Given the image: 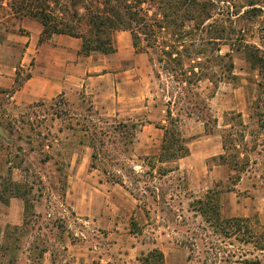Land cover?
Segmentation results:
<instances>
[{
    "label": "rangeland",
    "instance_id": "1",
    "mask_svg": "<svg viewBox=\"0 0 264 264\" xmlns=\"http://www.w3.org/2000/svg\"><path fill=\"white\" fill-rule=\"evenodd\" d=\"M11 1L0 10V40L8 32L24 33L21 20L29 18L7 17ZM207 2L211 18L204 38L210 42L202 62L213 76L199 83L195 95L178 90L163 71L159 78V64L146 53L131 90L141 109L124 110L119 118L100 115L82 96L19 107L10 101L12 88H0V124L9 137L0 135V184L19 182L18 193L29 204L26 224L0 228V264H48L50 252L53 264H144L154 249L164 253V264H229V251L236 249L244 261L234 264H255L245 260L257 258L264 264V253L253 244H229L192 207L210 193L222 218H248L256 230L264 228V128L252 117L260 76L240 52H232V73L225 71L221 58L230 46L217 39L222 27L241 38L240 28L248 26L246 40L263 49L264 13L256 23L232 29L230 4L231 12H243L248 0ZM26 75L21 72V81ZM170 100L190 154L161 165L164 131L157 126L166 123ZM223 137L234 139L228 154L238 151L249 160L235 185L230 176L238 172L220 159ZM163 169L173 171L163 175Z\"/></svg>",
    "mask_w": 264,
    "mask_h": 264
},
{
    "label": "trees",
    "instance_id": "2",
    "mask_svg": "<svg viewBox=\"0 0 264 264\" xmlns=\"http://www.w3.org/2000/svg\"><path fill=\"white\" fill-rule=\"evenodd\" d=\"M4 2L5 0H0V10L5 9ZM230 6L232 7L231 4ZM247 6L248 10L243 12L238 9L231 12V7L229 8L228 15L234 17L229 19L232 29L234 25L235 27L240 26L239 22L254 24L256 23L255 18L264 13V0H248ZM10 9L11 12L6 15L29 17L38 20L43 25L40 42L49 40L55 34L81 38L84 55L95 52L115 53L117 51L116 32L128 31L132 36L136 52L149 54L150 61L156 60L159 64L160 70L157 71V76L161 78L163 71L169 78H173L178 90L182 89L186 93L193 94L200 82L212 79V72H209V68L205 67L202 62L207 53L205 45L210 42L204 38L207 30L206 22L211 18L207 0H12ZM245 27L240 28V31L244 33L241 38L234 31L227 33L222 27V38L217 37V39L227 41L230 46V52L221 58L226 64L225 71L232 73L234 69L232 52L242 53L251 67L258 70L260 76L257 83L258 97L252 104L254 108L252 117H259L258 124L264 128V110H262L264 107V25L261 30L263 36L260 37L263 49L246 40L245 32L248 26ZM195 46L196 48L192 49ZM216 57L222 56L217 54ZM20 78L21 72L18 70L15 85L9 92L10 95L22 85L23 80L21 81ZM27 78L29 74L24 79ZM174 103L177 102L174 101ZM168 104L164 119L166 123L157 126L164 131L160 153L157 157V162L161 165L176 162L190 154L189 141L184 137L180 128L181 119L174 117L170 108L172 100ZM237 117L240 118V125L244 126L241 120L242 115L237 114ZM122 127L128 128V125L123 124ZM132 127L135 128V125L133 124ZM205 130L208 131L207 124ZM233 141L232 138L223 137L225 153L220 156V159L222 164L228 165L233 172H238L235 178L230 176V180L235 185L240 181V172L245 171L249 160L240 158L238 151L233 155L228 154L232 151L231 142ZM96 149L94 145L93 159H96L98 155ZM171 171L173 169H163L161 174L166 175ZM1 186L3 189L0 188V201L7 203L9 198L6 197V193L13 191V196L24 199L26 214L29 204L25 196L18 193L21 184L11 181L8 184H0ZM192 207L196 213L201 214L215 232L222 235L224 240L232 241L229 244L235 245V242L244 245L253 244L257 251L264 253V228L262 231L256 230L248 218H222L220 207L210 193L195 200ZM243 256L242 253L238 254L237 249L231 250L228 255L229 259L226 260L229 264L239 263L244 261ZM164 260V253L159 249L152 250L142 258L144 264H164ZM245 262L259 264L262 260L257 258L254 261L245 260Z\"/></svg>",
    "mask_w": 264,
    "mask_h": 264
},
{
    "label": "crops",
    "instance_id": "3",
    "mask_svg": "<svg viewBox=\"0 0 264 264\" xmlns=\"http://www.w3.org/2000/svg\"><path fill=\"white\" fill-rule=\"evenodd\" d=\"M21 29L25 32H8L0 40V88H13L18 70L29 74L10 95L12 104L29 108L39 102L82 96L96 112L111 118L124 116V110L135 108L131 90L137 84L135 75L142 71L139 61L143 54L136 52L130 32H116L115 53L84 55L81 38L55 34L40 42L44 27L36 19L23 18ZM135 109L139 113L141 107ZM24 224V199L12 196L7 203L0 201V228ZM49 255L45 260L53 264L51 252Z\"/></svg>",
    "mask_w": 264,
    "mask_h": 264
},
{
    "label": "water",
    "instance_id": "4",
    "mask_svg": "<svg viewBox=\"0 0 264 264\" xmlns=\"http://www.w3.org/2000/svg\"><path fill=\"white\" fill-rule=\"evenodd\" d=\"M0 135L5 137V138H9L8 135L5 133L4 128L2 127V125L0 124Z\"/></svg>",
    "mask_w": 264,
    "mask_h": 264
}]
</instances>
